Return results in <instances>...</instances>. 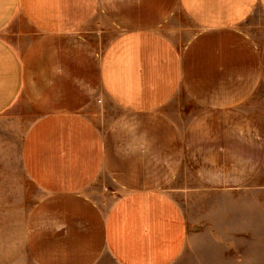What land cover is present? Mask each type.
Wrapping results in <instances>:
<instances>
[{
    "label": "crops",
    "instance_id": "obj_1",
    "mask_svg": "<svg viewBox=\"0 0 264 264\" xmlns=\"http://www.w3.org/2000/svg\"><path fill=\"white\" fill-rule=\"evenodd\" d=\"M64 5L0 0V115H35L20 146L37 196L28 251L38 264H95L104 255L172 264L192 236L164 190L181 166L235 164L243 180L245 164L264 165V127L251 111L264 106V42L255 38L264 0H161L147 15L129 0H104L121 32L101 51ZM75 7L83 12L82 2ZM179 9L191 22L182 46L172 36L183 28L169 24ZM180 91L201 107L184 126L164 111L178 106ZM98 97L128 119L101 126L91 112ZM132 116L154 117L155 138L138 136ZM103 178L111 186L93 198L89 188Z\"/></svg>",
    "mask_w": 264,
    "mask_h": 264
},
{
    "label": "rangeland",
    "instance_id": "obj_2",
    "mask_svg": "<svg viewBox=\"0 0 264 264\" xmlns=\"http://www.w3.org/2000/svg\"><path fill=\"white\" fill-rule=\"evenodd\" d=\"M63 1L62 14L69 22L72 20V26H75V20H83L85 39L100 51L120 34L119 27L109 20L103 9L104 0L99 3L98 0ZM129 1L140 8V13L147 15L151 13V3L161 0ZM77 2L83 3L82 13L75 7ZM181 11H176L179 16L169 19V24L173 22L174 27L183 28L172 36L182 46L188 41L186 33L191 22ZM169 24L165 26L167 29H170ZM260 24L262 27L264 21L260 20ZM255 38L262 44L263 31ZM257 93L260 102H264V91L259 89ZM98 98L100 103L96 99L91 112L101 126L128 119L121 108L105 104L101 97ZM258 102L251 111L264 127V106ZM178 103V106L164 108L167 117L178 126H184L201 110L184 91H180ZM20 109L13 108L0 115V264H38L26 242L30 222L38 217L35 211L37 196L34 185L25 178L20 160L24 129L35 115H21L17 113L22 111ZM130 118L142 124V129L137 130L138 136L147 140L155 138V131L150 130L158 123L154 117L153 120L142 116ZM120 134L117 132V137ZM236 174L235 164L206 165L196 161L182 165L178 176L165 185L164 190L173 194V199L181 205L189 232H192L190 243L172 264H264V165L245 164L243 180L236 179ZM109 184L111 186V181L104 178L93 184L89 188L93 198H101V191ZM179 187L190 190H172ZM95 264L116 263L104 255Z\"/></svg>",
    "mask_w": 264,
    "mask_h": 264
}]
</instances>
